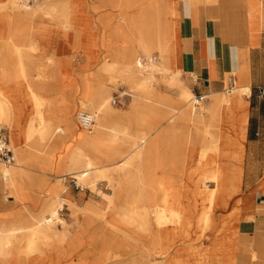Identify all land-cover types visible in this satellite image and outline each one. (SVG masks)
<instances>
[{"label": "bare ground", "instance_id": "6f19581e", "mask_svg": "<svg viewBox=\"0 0 264 264\" xmlns=\"http://www.w3.org/2000/svg\"><path fill=\"white\" fill-rule=\"evenodd\" d=\"M168 1L101 0L106 5H119L124 9L141 8L138 16H125L113 30L118 39L132 45L129 48L122 44L117 46L111 52L112 59L100 63L98 72L111 78L126 79L140 100L156 97L158 79L167 90L148 108L135 107L132 111L118 113L112 104V84H106L96 76L88 82L84 79L83 86L89 96L82 103L94 113L86 110L79 113L93 115L95 128L90 134H80L72 117L74 99L69 91L68 101L61 107V125L53 129L56 118L47 117V111L57 104L58 96L51 98L43 94L42 84L30 80L31 66L27 63L30 58L41 56L34 77L41 82L62 84L65 81L63 62L58 52L41 55V41L45 39V44H53L52 38L44 33L40 37L31 36V25L24 23L27 17L42 12L45 20L67 27L71 23L73 3L43 0L28 6L25 0H0V14L5 17L0 25V126L4 124L10 128L15 153L13 163L0 160V264L11 261L13 264H59L49 251L57 246L69 251V244H76L75 238L66 242L71 233L69 229L59 228V224L63 225L60 217L63 202L72 203L61 196L62 188H52L50 200L32 215L21 210L14 212L12 205L7 203L10 194L21 202L35 197L26 186L25 169L34 154L55 152L57 144L49 143L54 134L63 133L58 141L71 137L78 139L76 149L68 154L67 170L73 178L91 188L99 181H106L112 191L103 194L107 202L103 212L93 205L80 212L82 216L75 222L78 233L96 232L93 216L96 214L97 220L100 216L106 218L107 230L118 250L133 252L134 244L138 243L137 235H143L147 238L142 244L146 252L153 253L154 246L157 254L165 258L148 262L120 260L118 264H207V232L215 221V212L227 210L236 199L233 211L242 215V141L248 123L243 95H249L251 89L238 86L234 94L223 97L219 124L206 125L210 109L197 110L188 81L183 80L181 71L171 65L175 37L172 17L176 14L171 11ZM155 49L161 54L159 64H156V57H149ZM139 52L147 56L145 63L138 56ZM5 77L9 78L7 83L3 81ZM17 89L22 90L23 103L15 96ZM54 89L51 87V91ZM25 113L32 119L21 125ZM202 126H206L204 130ZM96 140L108 142L106 163L98 162L81 145L93 147ZM200 140L203 143L198 145ZM153 170L159 172L152 173ZM263 187L264 183L258 189ZM263 204L264 199L257 204L255 218L258 215L264 217ZM259 224L263 225L264 221ZM248 238L251 239L249 244L245 242ZM242 239L245 263L264 264V236L263 242H256L248 235ZM196 240L199 243H194ZM248 246L249 252L245 251ZM114 252H109V259L121 256ZM250 254H255L254 258H250Z\"/></svg>", "mask_w": 264, "mask_h": 264}, {"label": "rangeland", "instance_id": "374dc122", "mask_svg": "<svg viewBox=\"0 0 264 264\" xmlns=\"http://www.w3.org/2000/svg\"><path fill=\"white\" fill-rule=\"evenodd\" d=\"M41 1L43 0H25V2L29 4L28 6H35ZM55 1L64 2L66 0ZM69 1L73 3L74 9L70 11L71 23L67 25V27L57 26L53 22L45 20L42 16V12H40L38 15H34L33 17H27V19L24 21L27 26L31 25V36L40 37V34L44 33L52 38L51 40L53 41V44H49L50 46L48 44H45V39L41 41V46H43V53H41V55H46L50 52L60 53L59 56L61 58V61L63 62L62 70L65 75V81L62 84L51 81H38L34 76L36 75L35 67L38 64V58H42L39 55L30 58L27 64L29 65V67L31 66L29 71L30 80L35 82V84H42L43 94L51 98L58 96L57 104L49 111H47V117L53 116L56 118L53 121V129L61 125V122L59 121V118L61 116V107L68 101L67 92L69 91L73 94L74 110L72 113V117L76 121L78 132L80 134H90V132L94 130L95 126L90 130L84 129L81 127L77 119L79 111H90L87 108L86 103H82V101L86 102L89 96V91H86L83 86L84 79L86 82H88L90 81L91 77L96 76L98 77L97 79L101 80L102 82L106 84H112V104L116 109V112L118 113L132 111L135 107L148 108L153 105L158 95L163 94L167 89L158 79L156 80L157 84L155 86L156 97H152L148 100H140L139 94L135 93L130 88V85L127 83L126 79H117V77L111 78L110 76L103 75L98 72L100 63L106 60H111V52H113L117 46H120L122 44L125 48H129L128 46L132 45L131 42H124L118 39L113 30H115V24L123 20L125 16H138L141 6H134L124 9L119 5H106L105 3L101 2V0H87V4H85L81 0ZM192 1L196 2L195 0ZM108 9H110L111 11H109ZM3 17L4 16L0 14V25L4 22L1 21L5 18ZM105 20H107V23L105 22ZM71 35L73 37V44L71 46L72 52L68 54L67 52L69 51V48L66 46L64 39ZM21 41L23 40H20V42ZM0 49H2L1 45ZM65 54H68V56H66ZM138 56L143 58V63L146 62L147 56H145L141 52L138 53ZM149 57H156V64H159L161 62V54L158 49L153 50ZM70 60L74 61L75 65L80 62L81 70L74 72L75 77L66 69V66L67 64L69 65ZM5 78L6 79L3 78V81L7 83L9 81V78ZM238 86L239 85H236L235 88ZM51 87L55 89L51 91ZM168 91L173 92V90ZM232 93L234 94L235 90H233ZM231 94H226L223 92L219 95H210L206 97L205 100V102L207 100L210 101L208 105L205 102L199 103L196 105V108L197 110H200L202 107H217L219 106L220 98L228 97ZM15 96L17 97L19 102L23 103L24 95L22 93V90L17 89ZM244 96L246 95H243V98ZM247 96L249 95L247 94ZM114 100H116V104L113 103ZM193 101L194 100H192V102ZM90 112L94 113L93 111ZM28 113H25L21 117V125H23L24 122L26 123L27 121L32 119L31 115H29ZM258 119H260L262 122L264 121L263 109L259 111ZM218 124L219 117L217 116V114L210 113L206 125ZM1 126L5 127L9 132L10 148L14 152L12 146L11 130L4 124H2ZM202 127V130H204L206 126ZM62 136H64L63 133L57 135L54 134L49 141V143L57 144V148L52 154L48 152L34 154L32 162L31 164L27 165L25 172L28 176V182L26 183V186L28 190H30L31 193L34 194L35 197L21 202L15 195H8L11 196V198H9L7 203L12 205V210L14 212L21 210L25 212L26 215H32L35 214L40 206H42L47 200H50L51 197L46 193L48 184L46 181L49 182L46 169L50 168V163H53L55 161L62 172V174L58 177L60 179V182L63 183L64 181H66L64 182L65 186L60 191V193L62 194L61 196L64 198H68L69 194L72 195L71 199L68 198V200H70L72 203L65 201L63 202V207L60 209V217L62 218L63 225L59 224V228L70 230L71 233L66 242L70 243L73 238L76 239L75 246L69 244V251H66L64 247L63 249H61L59 246H57L55 250L49 251L53 255V257L59 260V264H78L79 262H83L84 264H118L120 260H123L125 262H130L133 259L145 262H148L150 260H164L165 258L163 257V255L157 254L154 246L151 250L153 253L148 254L146 252V249L143 248L142 244L147 241V238L143 237V235H137L138 243H133L137 249L135 248L133 252L130 253L128 249L118 250V248H116V245L115 247L113 245L112 234H110L107 230L108 226L105 221L106 218L100 216V219L97 220L96 214L93 215L96 220L94 223V230L96 232L91 230L90 232H87L85 234L78 233V231L76 230L75 222L78 216H82L80 212L82 210H86L87 207H90L92 205L95 206L94 208L98 207L100 211L103 212L107 205V202L103 198V194H111L112 191L110 186H108V182L106 181H99L95 188H91L85 182L80 183L77 179L73 178L71 171L67 170V163L69 162L68 154L76 149L78 145V139L71 137L67 139L63 138L58 141V138ZM21 143L24 147H26L23 139H21ZM202 143L203 141L200 140L198 142V145H201ZM107 144L108 142L96 140L93 147L87 144L81 145L83 146V148L85 147V149H87L88 153H92V156L95 157L98 162L106 163V152L108 148ZM242 166L244 169V175L241 185V197L251 199L257 206V204L259 205V203L264 199V187L258 189L260 184L264 183V144H260L250 148L248 147L247 150L245 149V157ZM35 169H39V172L36 173L34 171ZM158 172L159 171H154L152 173ZM64 192L66 193V195L63 194ZM262 206H264V204ZM218 212L222 211L217 210L215 212V221L213 223L215 226L213 224H210L209 230L207 232V239L209 241L214 235V232L217 228ZM254 240L256 242H261L263 240V237H255ZM246 241L249 244L251 239L248 238V240H245V242ZM66 242H64L63 244H66ZM194 243H199V240L194 241ZM252 250H254V248H252ZM65 251L67 253H64ZM113 251L121 253V256L118 259H114L113 257L109 259L108 256L110 253H113ZM245 251L249 252L250 246L246 247ZM250 256V258H254L253 256H255V254H250ZM7 264H13V261ZM41 264L49 263L42 262Z\"/></svg>", "mask_w": 264, "mask_h": 264}, {"label": "crops", "instance_id": "0c3cea01", "mask_svg": "<svg viewBox=\"0 0 264 264\" xmlns=\"http://www.w3.org/2000/svg\"><path fill=\"white\" fill-rule=\"evenodd\" d=\"M81 1L87 4V0ZM195 1H168L176 14L172 17L175 37L171 65L181 71L182 79L188 81L194 95L222 94L229 75L234 76L236 85L250 87L252 96H244L248 112L242 141L245 157V149L264 144V121L258 119L259 111L264 110V98L257 97L258 88H264V0ZM64 42L70 54L72 35ZM66 69L75 77L74 72L81 70L80 62L75 65L70 60ZM221 101L222 98L217 107H208L210 113L219 116ZM205 103L208 105L210 101ZM50 164L46 169L47 194L52 188H63L66 182L61 183L58 178L62 172L57 163ZM34 171L37 173L39 169ZM71 197L69 194L68 198ZM231 202L230 208L217 214V228L209 241L207 264H246L241 251L243 236L252 239L264 236V224H259L264 217H254L256 205L253 201L243 198L242 215L232 211L237 200Z\"/></svg>", "mask_w": 264, "mask_h": 264}, {"label": "built area", "instance_id": "2783aa9c", "mask_svg": "<svg viewBox=\"0 0 264 264\" xmlns=\"http://www.w3.org/2000/svg\"><path fill=\"white\" fill-rule=\"evenodd\" d=\"M235 79L233 75H229L226 78L225 86L223 92L226 94H231L235 89ZM249 96H252V91H250ZM257 97L264 98V88H258ZM196 103L199 104L206 99L205 95L199 94L195 96ZM116 104V100L113 102ZM78 122L82 128L91 129L95 123V118L88 112H80L77 116ZM0 160L8 164L15 161L14 153L9 148V134L5 127L0 126Z\"/></svg>", "mask_w": 264, "mask_h": 264}]
</instances>
